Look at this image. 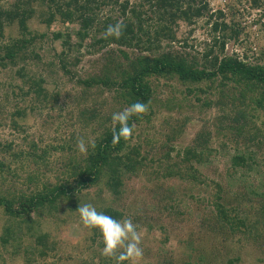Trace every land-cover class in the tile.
<instances>
[{"label": "trees", "instance_id": "obj_1", "mask_svg": "<svg viewBox=\"0 0 264 264\" xmlns=\"http://www.w3.org/2000/svg\"><path fill=\"white\" fill-rule=\"evenodd\" d=\"M252 2L255 9L264 7L262 0ZM147 6L149 10L146 11ZM107 8L108 13H103ZM228 13L224 9L213 12L206 0H143L139 4H132L129 0H16L9 8L0 6V69L15 71L23 85L10 84L11 95L6 98L13 95L15 100L16 97L22 98V102L28 98L33 101L30 105L32 113L42 108L54 111L60 107L62 99L61 91L55 90L65 78L75 88L81 89V92L67 94L65 100L73 99L75 108H69L68 113L70 117H77L82 131L70 141L60 146L52 144L41 152L35 144L29 146L28 151H16L11 145L0 144V156L12 162L7 164L3 157L0 160V209L10 219L0 236L3 247L12 245L16 254L27 237L34 241L33 252L38 253L39 258H46L54 244L49 241L48 234L35 231L32 214L58 211L60 204L71 202L74 191L79 193L91 188L102 179L105 180L106 191L115 201L120 200L125 178L136 175L145 166L147 158L143 155V142H134L133 135L113 142L112 114L133 103L143 102L148 106L147 112L133 116L129 124L134 126L135 132L142 123L150 122L157 103L156 82L162 79H177L183 85H192L187 89L188 93L197 95V100L202 103L204 101L198 95L213 92L214 100H206L203 106L219 112L214 131L204 127L190 146L179 151L174 168L180 169L174 170L171 166L167 177L179 176L191 184L203 185L202 169L220 153H227L230 146L234 147L233 153L228 156L230 169L233 170L230 185L235 187L253 177L259 182L248 185V195L254 196L252 201L261 203V221H252L245 213L242 215V204L232 206L227 197H221L223 190L219 183L216 184L218 190L212 215L222 230L231 232V237L241 232L253 238L255 243L264 241V174L258 161L259 155H264V63L249 61L247 53L243 57L223 56L227 43L232 40L237 42L242 31L227 22ZM38 17L47 27L55 23L78 26L72 34L61 31L53 34V42H59L63 49L54 54L57 64L53 62L41 66L40 54L30 51L38 40V35H33L30 29V22ZM201 19H205L210 28L211 39L201 58L171 51L177 41L173 30L177 22L183 21L192 26ZM117 23L124 26L122 36L106 39L108 26ZM11 26H17L19 37L7 40L6 30ZM87 40H90L88 50H94H90L89 55L103 51L105 54L98 72L81 77L76 68L83 60L81 51ZM163 41H166L170 51L156 54ZM73 51L79 55L71 57ZM31 65L37 70L33 71ZM49 79H53L56 89L48 88ZM66 85L67 82L64 87ZM92 93H109L110 104H98ZM16 106L10 121L14 129L24 131L23 122L29 116L28 109ZM183 129L179 124L172 127L168 141L175 143ZM79 139H83L86 145L95 143L94 148L88 147V151L83 153L82 159L69 156L68 163L71 164L65 166L60 156L55 159L50 156V162L46 159L51 151L77 153ZM217 141L219 147L214 146ZM173 151L166 154L170 161ZM13 165L17 168H12ZM56 165L64 172L62 177H57V183H53L49 174L56 171ZM16 170L26 174L22 182L28 184V192L17 194L10 189L3 190L4 186H9L8 178L19 179ZM242 198L251 201L250 197ZM98 211L118 220L126 219L125 214L113 205L98 208ZM149 227L151 230L152 226ZM23 230L26 232L23 233ZM32 231L33 234H30ZM90 231L91 242L96 245L97 240L102 239L101 235L98 230ZM260 245L264 247V243ZM99 246L104 247L103 243ZM237 262L239 258L227 261L228 264ZM82 264H116V261L101 254L97 261L95 258L86 259ZM156 264L175 263L170 258H161Z\"/></svg>", "mask_w": 264, "mask_h": 264}, {"label": "rangeland", "instance_id": "obj_2", "mask_svg": "<svg viewBox=\"0 0 264 264\" xmlns=\"http://www.w3.org/2000/svg\"><path fill=\"white\" fill-rule=\"evenodd\" d=\"M129 1L132 4L143 2V0ZM206 1L213 12L219 9L229 11L227 22L242 30L237 42L232 40L227 43L223 56L239 55L243 57L247 53L249 61L264 63L262 55L264 53V7L253 8L252 0ZM262 1L264 2V0ZM15 2L16 0H0V6L9 8ZM108 10L109 8L103 13H108ZM145 10H149V6ZM30 29L33 35H38V40L30 51L40 54L42 63L39 62V65L44 66L53 62L57 64L54 54L63 50L59 42H53V34L58 31L71 32L70 34H72L78 29V26L55 23L51 27H47L41 23V19L38 17L30 22ZM173 30L177 41L173 44L171 51L188 53L190 56L201 58L202 53L208 49L211 40L210 28L205 24V19L199 20L192 26L178 21ZM18 37L17 26H11L6 30L7 40ZM89 44L90 40H87L81 51L83 60L76 68L78 76L81 77L98 72L102 56L105 54L103 51L89 55L88 52L91 50H88ZM167 51L170 49L166 41H163L156 54ZM78 55L79 53L76 51L71 53V57ZM30 68L33 71L37 70L34 65H31ZM64 81L68 84L66 87H64L66 84ZM53 82V79H49L48 88L51 90L57 88ZM10 84L23 86L15 71L0 69V144L11 145L16 151H28V147L35 144L41 152L47 146L52 144L60 146L82 133L77 117H70L68 113L69 108H75L72 104L73 99L65 100L67 94L81 92V89L75 88L73 83L62 78L61 85L55 90L61 91L62 94L60 107L54 111L51 108H42L34 113L30 111L33 101L28 98L23 99V102L20 97H16L17 100H15L13 95L6 98L7 95H11L9 93L12 89ZM156 85L158 88L156 91L157 103L152 110L155 115L152 116L150 122L142 123L133 133L134 142L139 143L140 140L143 142V155L147 160L145 166L136 175H128L125 178L123 195L120 200L115 201L106 191L104 179L79 193L74 191L71 202L60 204L58 211L53 210L50 213L46 210L42 215L32 214L34 222L32 226L35 231L48 234L49 241L54 244L53 250L46 258H39L38 253L33 252L34 241L28 240L26 237V243L20 246V249L17 248L16 254L12 245L3 247L0 241V264H82L86 259L92 260L93 258L97 261L103 254L102 248L98 247V244L102 243V239H98L96 245L92 244L91 231L81 223L79 214L76 212L79 205L83 206L89 203L94 205L97 210L113 205L125 214L126 219L131 218L133 223L138 226V231L142 233L141 247L144 252L143 259L139 264H156L161 258H170L174 260L175 264H228L227 261L234 258H239V262L235 264H264V247L262 248L260 245L264 241L255 243L253 238L241 232L231 237V232L228 229L222 230L212 215V205L216 200L218 190L217 183L223 190L221 197H227L230 205L242 204V215L243 213L247 214L252 221H258L259 215H261L259 210L261 203L252 201L253 195L249 196L248 185L259 183L254 180V177L250 180L247 179L243 184L238 183L235 187L230 185L233 170L230 169L228 156L233 153L234 147L230 146L227 153H220L207 167L202 169V179L205 180L203 185L191 184L179 176L167 177L172 167L174 170L180 169L174 168L179 151L190 146L204 127L214 131V126L218 123L219 112L217 109H207L205 105L203 106L206 100H214L213 92L209 91L207 94L198 95L204 101L202 103L197 100V95L188 93L187 89L192 88V85H183L177 79H162L157 81ZM203 87L206 89V85ZM96 91L93 92L96 93ZM92 94L94 95V93ZM93 99L98 104H110L109 93L95 94ZM91 103L93 104V102ZM16 105L28 109L29 116L23 122L24 131L14 129L10 121V116L15 112ZM178 124L184 128L182 134L175 143H170L167 136L170 129ZM214 146L219 147V141ZM171 150L174 151L171 152L172 160L170 161L166 158V154ZM50 154L46 157L49 162L50 156L51 159L60 156L62 158L60 161L65 163L64 166L71 164L68 163L70 162L69 156L73 155V158L82 159L83 155L80 151L75 154L51 151ZM2 157L5 159L4 156ZM2 157L0 156V160ZM258 161L264 174V155H259ZM10 163L12 164L7 161V164ZM13 167L17 168L16 165ZM58 168L60 166H57L56 171L51 175L49 174L53 183H57V177H62L64 172L62 168L60 170ZM15 172L21 179L20 177L19 179L8 178L10 179L9 186H2L3 190H11L17 194L28 192V184L25 185L22 182L23 176L27 177L26 174L21 170ZM244 196L245 198L250 197L251 201H248L249 198L243 199ZM241 214L239 215L241 216ZM9 222V217L3 209H0V236ZM149 226H152L151 230H149ZM25 232L26 230H23V233Z\"/></svg>", "mask_w": 264, "mask_h": 264}, {"label": "clouds", "instance_id": "obj_3", "mask_svg": "<svg viewBox=\"0 0 264 264\" xmlns=\"http://www.w3.org/2000/svg\"><path fill=\"white\" fill-rule=\"evenodd\" d=\"M123 25L117 23L109 25L105 32V38L119 39L123 34ZM147 104L136 102L123 111L112 114L113 142L117 143L121 138L128 139L134 133V126H130L129 121L133 116L146 113ZM78 148L81 153H86L88 147H95L94 142L86 145L83 139L78 140ZM81 223L89 229L98 230L102 243L103 255L115 258L116 264H139L143 259L142 233L138 231V226L131 218L118 220L102 211H98L92 204H84L78 207Z\"/></svg>", "mask_w": 264, "mask_h": 264}]
</instances>
